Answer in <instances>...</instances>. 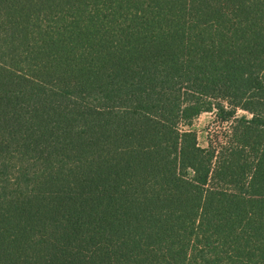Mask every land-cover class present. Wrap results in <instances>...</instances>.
I'll use <instances>...</instances> for the list:
<instances>
[{
  "label": "trees",
  "instance_id": "16d2710c",
  "mask_svg": "<svg viewBox=\"0 0 264 264\" xmlns=\"http://www.w3.org/2000/svg\"><path fill=\"white\" fill-rule=\"evenodd\" d=\"M0 264H264V0H0Z\"/></svg>",
  "mask_w": 264,
  "mask_h": 264
},
{
  "label": "rangeland",
  "instance_id": "374dc122",
  "mask_svg": "<svg viewBox=\"0 0 264 264\" xmlns=\"http://www.w3.org/2000/svg\"><path fill=\"white\" fill-rule=\"evenodd\" d=\"M237 114L241 115L243 111L239 110ZM190 129L196 132L199 144L206 147L209 140L214 144L222 140L229 129V124L221 122L215 112H203L192 121Z\"/></svg>",
  "mask_w": 264,
  "mask_h": 264
}]
</instances>
